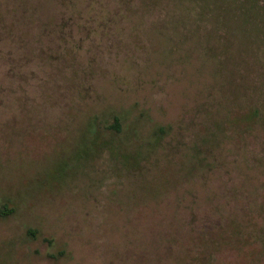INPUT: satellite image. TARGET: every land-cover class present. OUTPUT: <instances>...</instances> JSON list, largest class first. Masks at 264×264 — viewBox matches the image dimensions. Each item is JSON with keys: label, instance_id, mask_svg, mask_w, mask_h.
Listing matches in <instances>:
<instances>
[{"label": "rangeland", "instance_id": "1", "mask_svg": "<svg viewBox=\"0 0 264 264\" xmlns=\"http://www.w3.org/2000/svg\"><path fill=\"white\" fill-rule=\"evenodd\" d=\"M264 0H0V264H264Z\"/></svg>", "mask_w": 264, "mask_h": 264}, {"label": "trees", "instance_id": "2", "mask_svg": "<svg viewBox=\"0 0 264 264\" xmlns=\"http://www.w3.org/2000/svg\"><path fill=\"white\" fill-rule=\"evenodd\" d=\"M263 11H264V9H263Z\"/></svg>", "mask_w": 264, "mask_h": 264}]
</instances>
